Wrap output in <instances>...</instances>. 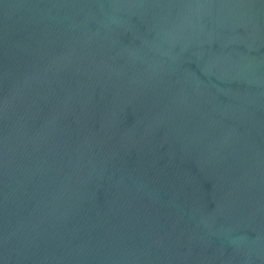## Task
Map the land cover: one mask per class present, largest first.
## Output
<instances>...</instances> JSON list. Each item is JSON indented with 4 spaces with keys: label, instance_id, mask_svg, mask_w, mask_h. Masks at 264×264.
<instances>
[{
    "label": "water",
    "instance_id": "obj_1",
    "mask_svg": "<svg viewBox=\"0 0 264 264\" xmlns=\"http://www.w3.org/2000/svg\"><path fill=\"white\" fill-rule=\"evenodd\" d=\"M0 264H264V0H0Z\"/></svg>",
    "mask_w": 264,
    "mask_h": 264
}]
</instances>
